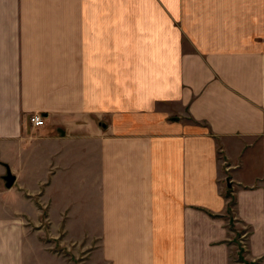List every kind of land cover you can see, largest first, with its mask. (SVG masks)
Here are the masks:
<instances>
[{
	"label": "crops",
	"instance_id": "0c3cea01",
	"mask_svg": "<svg viewBox=\"0 0 264 264\" xmlns=\"http://www.w3.org/2000/svg\"><path fill=\"white\" fill-rule=\"evenodd\" d=\"M46 223L103 264H264V0H0V264Z\"/></svg>",
	"mask_w": 264,
	"mask_h": 264
},
{
	"label": "rangeland",
	"instance_id": "374dc122",
	"mask_svg": "<svg viewBox=\"0 0 264 264\" xmlns=\"http://www.w3.org/2000/svg\"><path fill=\"white\" fill-rule=\"evenodd\" d=\"M232 227L237 231L234 241L242 245L243 242L239 241L241 231L235 223ZM245 229L248 230L247 227ZM30 231H32L31 243L36 249L35 258L39 264H103L98 261L99 258L87 252L91 249V244L88 239L82 240L77 231L72 232L73 235H71L65 231L62 232L61 228L56 234L49 223L32 225ZM235 262V264H243L237 258Z\"/></svg>",
	"mask_w": 264,
	"mask_h": 264
},
{
	"label": "built area",
	"instance_id": "2783aa9c",
	"mask_svg": "<svg viewBox=\"0 0 264 264\" xmlns=\"http://www.w3.org/2000/svg\"><path fill=\"white\" fill-rule=\"evenodd\" d=\"M29 122L34 126V127H40L45 124V116L40 113V112H33L29 116Z\"/></svg>",
	"mask_w": 264,
	"mask_h": 264
},
{
	"label": "water",
	"instance_id": "95a60500",
	"mask_svg": "<svg viewBox=\"0 0 264 264\" xmlns=\"http://www.w3.org/2000/svg\"><path fill=\"white\" fill-rule=\"evenodd\" d=\"M5 179H6V184L7 186H12V184L14 183L15 181V176L11 173L10 170H8L6 176H5Z\"/></svg>",
	"mask_w": 264,
	"mask_h": 264
},
{
	"label": "trees",
	"instance_id": "16d2710c",
	"mask_svg": "<svg viewBox=\"0 0 264 264\" xmlns=\"http://www.w3.org/2000/svg\"><path fill=\"white\" fill-rule=\"evenodd\" d=\"M242 251H243V249H242ZM240 258H241L242 260H245V259H244V256H242V253H241ZM245 264H252V263H250V262H248V261H245Z\"/></svg>",
	"mask_w": 264,
	"mask_h": 264
}]
</instances>
